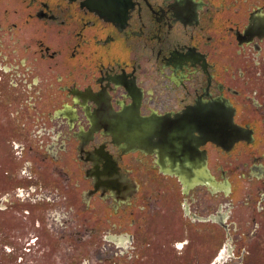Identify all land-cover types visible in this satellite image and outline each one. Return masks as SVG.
Masks as SVG:
<instances>
[{"label":"flooded vegetation","instance_id":"flooded-vegetation-1","mask_svg":"<svg viewBox=\"0 0 264 264\" xmlns=\"http://www.w3.org/2000/svg\"><path fill=\"white\" fill-rule=\"evenodd\" d=\"M263 213L264 0H0V264L240 260Z\"/></svg>","mask_w":264,"mask_h":264},{"label":"rangeland","instance_id":"rangeland-1","mask_svg":"<svg viewBox=\"0 0 264 264\" xmlns=\"http://www.w3.org/2000/svg\"><path fill=\"white\" fill-rule=\"evenodd\" d=\"M208 234L209 232H206L204 236L199 235V237L197 236L196 238H193L196 240H200L204 244L214 241L217 243V251H219L221 249V246L225 242L223 231L217 228L214 230V232H212L211 235ZM236 236L240 237V244L244 247V257L240 260L238 258L227 259L226 261L218 262L217 264H264V213L259 219V227L256 230L248 229L247 231H235L233 232L232 241H236ZM65 249L66 248L63 247L57 248V251L55 253L56 263L54 264H65V262H68L67 260H69V253H64L63 250ZM71 249L73 255V258H71L72 264H99L98 261L107 256L106 253H100L99 251H97L95 247H73ZM117 258V260L122 264H133L131 262V259H129V253L127 252L122 253L121 256ZM115 262L116 261H111L108 264H116ZM141 263L145 264L146 260L141 261ZM25 264L35 263L26 262ZM189 264L193 263L189 262Z\"/></svg>","mask_w":264,"mask_h":264},{"label":"water","instance_id":"water-1","mask_svg":"<svg viewBox=\"0 0 264 264\" xmlns=\"http://www.w3.org/2000/svg\"><path fill=\"white\" fill-rule=\"evenodd\" d=\"M206 137L214 141L217 145L225 147L226 145H231L237 139L238 135L235 134L233 137L226 138L222 131L215 129L214 131L207 133Z\"/></svg>","mask_w":264,"mask_h":264}]
</instances>
